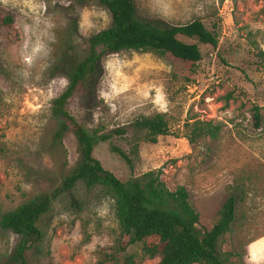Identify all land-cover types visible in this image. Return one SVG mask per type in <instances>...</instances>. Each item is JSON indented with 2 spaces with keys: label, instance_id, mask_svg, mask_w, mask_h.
Segmentation results:
<instances>
[{
  "label": "rangeland",
  "instance_id": "374dc122",
  "mask_svg": "<svg viewBox=\"0 0 264 264\" xmlns=\"http://www.w3.org/2000/svg\"><path fill=\"white\" fill-rule=\"evenodd\" d=\"M148 21L186 25L200 20L219 32L216 49L205 47L194 79L171 56L124 51L104 57L87 93L67 109L90 132L109 134L141 117L164 115L169 135L156 145L115 137L100 143L94 158L126 182L162 170L169 190L183 186L200 215L198 227L211 230L230 197L235 221L220 241L233 252L232 264H264V0H136ZM11 16L17 39L0 44V218L42 194L54 196L43 220L44 241L27 254L29 264H97L121 238L114 201L84 182L65 192L64 178L81 160L73 133L55 140L60 116L54 101L69 86L68 70L89 51V39L111 25L100 0H0V19ZM10 30H1L3 36ZM42 44L32 64L24 56ZM260 108L261 122L254 118ZM221 124L217 140L191 145L189 119ZM111 145L128 154L130 168ZM18 236L0 227V259L10 256ZM250 245H253L251 249ZM141 254L133 246L127 255ZM255 253L256 259H252ZM159 258L140 264H157Z\"/></svg>",
  "mask_w": 264,
  "mask_h": 264
},
{
  "label": "trees",
  "instance_id": "16d2710c",
  "mask_svg": "<svg viewBox=\"0 0 264 264\" xmlns=\"http://www.w3.org/2000/svg\"><path fill=\"white\" fill-rule=\"evenodd\" d=\"M100 4L110 13L111 25L89 39L87 56L68 70L69 86L54 101V113L63 120L55 132L56 142L62 144L73 133L81 153L80 162L63 180L64 191L84 182L87 188L100 187L114 201L121 238L101 253L97 264H140L157 258V264H232L235 253L223 252L219 246L235 221L234 197L223 204L212 229L202 230L198 227L200 215L190 203L187 189L179 186L169 190L162 181L161 169L122 182L93 156L97 145L115 137L131 139L134 153L139 152L141 143L156 145L160 137L169 135L164 115L141 117L109 134H100L90 132L67 109L76 94L89 91L99 65L110 54L135 51L171 56L190 71L185 79L192 82L195 68L203 60V48L216 49L219 45L217 28L210 30L200 20L179 26L145 20L139 15L136 0H100ZM14 23L11 16L0 19V31L10 30L0 35V44L16 41ZM256 58L264 67V52L259 50ZM253 111L259 126L260 108L254 107ZM185 127V138L191 145L205 138L217 140L222 131L221 124L194 118L187 120ZM110 149L130 170L134 169L128 154L113 145ZM53 201L54 196L42 193L1 216V229L12 232L19 240L12 254L0 259V264H29L28 252L44 241L42 223ZM133 246H140L141 254L127 255Z\"/></svg>",
  "mask_w": 264,
  "mask_h": 264
},
{
  "label": "clouds",
  "instance_id": "9594fccd",
  "mask_svg": "<svg viewBox=\"0 0 264 264\" xmlns=\"http://www.w3.org/2000/svg\"><path fill=\"white\" fill-rule=\"evenodd\" d=\"M2 2L4 4L8 3V0H2ZM43 45L42 44H38L32 51V53L30 55H25L24 56V60L26 63H28L29 65L32 64L33 58L35 57L36 54L40 53L41 50L43 49ZM258 243H264V241H259ZM252 247H254L253 245H250L249 248L251 249ZM252 259L255 260V253L252 254Z\"/></svg>",
  "mask_w": 264,
  "mask_h": 264
}]
</instances>
